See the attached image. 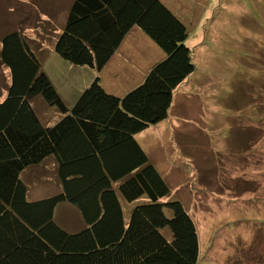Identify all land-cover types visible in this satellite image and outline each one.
<instances>
[{"label":"trees","instance_id":"obj_1","mask_svg":"<svg viewBox=\"0 0 264 264\" xmlns=\"http://www.w3.org/2000/svg\"><path fill=\"white\" fill-rule=\"evenodd\" d=\"M133 28L164 56L139 84L115 91L99 73ZM188 40V26L163 0H73L54 51L95 74L65 94L34 39L17 27L3 33L0 67L8 74L1 75L9 79L0 99V264L200 263L196 222L180 200L168 199L170 185L139 139L170 117L176 89L197 70ZM38 99L59 110L57 122L43 119ZM251 138L245 151L256 145ZM28 169L48 172L57 193L31 199ZM139 198L147 201L126 217L124 202ZM63 202L78 209V230L56 219ZM250 256V264H264V256Z\"/></svg>","mask_w":264,"mask_h":264},{"label":"rangeland","instance_id":"obj_2","mask_svg":"<svg viewBox=\"0 0 264 264\" xmlns=\"http://www.w3.org/2000/svg\"><path fill=\"white\" fill-rule=\"evenodd\" d=\"M72 2L0 0V40L7 30L21 28L34 39L45 68L65 94L81 89L95 74L62 63L54 51ZM163 2L188 26L187 43L197 70L174 94L169 119L179 121L176 134L168 122H160L139 139L170 185L168 199L180 200L196 222L198 263H254L256 257L250 255L264 256V0ZM122 56L99 73L101 81L133 79V68L130 73L123 68L127 56ZM2 72L8 74L0 67V99L9 79ZM40 99L43 119L54 124L59 110ZM248 136L256 145L245 151L241 144ZM234 149L245 156L231 157ZM24 175L31 199L57 193V181L48 172L28 169ZM146 201L126 200V217L132 205ZM56 219L70 231L83 223L69 202L59 205Z\"/></svg>","mask_w":264,"mask_h":264},{"label":"crops","instance_id":"obj_3","mask_svg":"<svg viewBox=\"0 0 264 264\" xmlns=\"http://www.w3.org/2000/svg\"><path fill=\"white\" fill-rule=\"evenodd\" d=\"M122 54H125L127 56V59L124 60L125 62L123 63V68H126L129 73L131 71V68H133L132 69L133 70V72H132V78L133 79H130V78L128 79V77H127L125 82L120 81L119 84L113 83L111 81H109L111 84L105 83L104 80H102V83L105 87L112 88L115 91L118 90L117 89L118 86H122L124 90H128L129 88H132L135 85L139 84L143 80V78H144L145 74L148 72L149 68L155 62H157L159 59H161L164 56V53L152 41H150L148 38H146V36L143 35V32L138 28H133L130 31V33L127 35L123 45L117 51V53L113 56L112 60L109 62L107 67H110L111 63H114V61H116L117 59L118 60L121 59V61H122L124 58L122 56ZM153 55H155V56H153ZM118 60L116 62H118ZM107 67H106V69H107ZM123 89L121 90V93L123 92ZM174 104H175V100H174V103L172 106H174ZM180 108L181 107H179L178 110H176V112L179 111ZM172 112H173V108H172ZM169 118H171V117H169ZM169 118L167 120L162 121V122H166V123L168 122L170 124L171 127L169 129L172 130L173 135H174L177 132L175 127L179 126V121H178V123H173L171 121L172 119H169ZM159 124H162V123H159ZM149 128H151V127H149ZM149 128H147L145 131H143L140 135L144 134V132H146ZM163 136H162V138H163ZM157 141H160V139L157 138Z\"/></svg>","mask_w":264,"mask_h":264}]
</instances>
